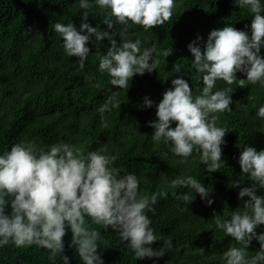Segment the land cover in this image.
Segmentation results:
<instances>
[{
	"label": "trees",
	"instance_id": "trees-1",
	"mask_svg": "<svg viewBox=\"0 0 264 264\" xmlns=\"http://www.w3.org/2000/svg\"><path fill=\"white\" fill-rule=\"evenodd\" d=\"M84 11L90 12L88 19L93 25L107 27L104 17L109 9L98 4L83 9L79 0H0V153L24 140L38 145L69 142L85 152L107 145L117 156L118 166L140 174L141 194L156 196L152 205L155 211H147L162 239L153 242V247L166 249L164 240L171 241L173 246L162 256L137 258L117 231L110 226L105 229L88 217L90 226L101 230L100 250L105 264H153L154 260L159 264H224L223 253L231 245L239 246V242L214 223V216L223 220L230 218L237 208L244 210L239 189L250 186L252 180L249 174L241 172L242 147L238 144L264 148V119L257 116L258 107L264 104V85L246 81L240 86L239 78H246L242 72L237 73L239 78L231 85L217 81V88L231 86L235 90L232 110L219 113V123L230 129L225 136L227 143L222 146L225 160L222 159L220 169L212 172L198 152L194 151L185 161L171 151L169 142L153 141L154 127L148 121L157 119V108L155 104L151 107L142 104L145 95L159 103L173 77L181 74L177 65L181 72H190L186 78L193 94H200L203 81L192 67L194 56L188 44L198 34L206 41L213 28L227 23L238 28L248 25L250 29L253 13L248 7L236 5L234 0H176L173 16L164 24L147 29L133 24L126 39L140 38L142 48L156 44L161 53L172 43L175 51L168 57L160 54L157 69L135 74L129 87L122 88L112 85L109 74L99 70L100 57L110 46L107 37L98 47L88 42L91 52L82 65L78 56L66 53L61 34L54 29L57 21L73 20L79 27ZM121 28L119 23L115 25V31ZM117 39H121L118 33ZM112 94L121 104L105 113L109 124L103 127L99 106ZM190 175L213 189L212 204L182 183ZM236 179L242 181L238 186L231 184ZM185 191L195 195L191 203L177 198ZM257 191L264 194V187ZM257 231H264V223ZM71 239L69 230L64 252L71 257V264H84L75 246L69 247ZM259 247L260 241L253 239L248 255H254ZM0 264H64V261L61 253L53 255L45 246H17L11 242L0 246Z\"/></svg>",
	"mask_w": 264,
	"mask_h": 264
},
{
	"label": "clouds",
	"instance_id": "clouds-1",
	"mask_svg": "<svg viewBox=\"0 0 264 264\" xmlns=\"http://www.w3.org/2000/svg\"><path fill=\"white\" fill-rule=\"evenodd\" d=\"M83 9L94 4L109 9L104 17L107 27L93 25L88 19L89 11L82 13L79 25L73 20L57 21L54 29L61 34L63 46L69 56L79 57L80 63L87 60L92 41L98 47L107 37L110 46L101 55L99 70L107 72L112 85L129 87L135 74L152 72L158 68L162 54L168 57L174 53L171 43L162 50L156 44L142 48V40L126 39L133 24L146 29L164 24L174 13L176 0H79ZM239 7L250 8L252 20L249 26L238 28L234 23L213 28L206 41L198 34L188 48L194 58L192 67L201 74L202 92L193 94V87L177 65V72L157 103L145 95L142 106L156 105L157 119L148 123L154 127L153 141L165 140L171 151L185 161L194 151L209 172L221 168L225 136L230 130L219 123V113L232 110L233 91L231 86L217 88V81L224 80L231 85L239 77V85L246 81L264 85V0H234ZM114 18V19H113ZM119 23L122 28L115 31ZM117 33L120 40L117 39ZM94 34V36H93ZM113 91V90H110ZM121 100L109 95L99 106L102 126L108 127L105 115ZM257 116L264 119V104L258 107ZM175 123V126L173 124ZM264 130V129H262ZM242 147L239 163L242 173L249 174L252 184L239 189L244 201V210L237 208L230 218L214 223L226 234H230L239 246L231 245L223 253L224 264H264V231H257L264 223V194L257 189L264 187V148L240 143ZM117 156L107 145L98 149L85 150L69 142L38 145L35 141L14 143L10 150L0 153V246L14 242L17 246L38 244L61 253L64 264H71V257L64 252L65 235L69 230L72 239L69 247L75 246L84 264H105L101 245L103 236L99 228L91 227L87 219L96 224L109 226L127 242L137 258L159 257L172 248L171 241H165L166 249L153 247V242L162 239L152 226L147 210L155 211L152 205L156 196L141 194V176L116 164ZM225 160V159H223ZM244 176L242 175L241 178ZM241 179L231 182L241 184ZM182 183L194 188L208 204L214 202L210 196L213 189L194 176H188ZM248 199H244L245 197ZM178 199L191 203L195 199L190 192H182ZM9 205L11 211H8ZM253 239L260 241L254 255H248ZM153 264H159L154 260Z\"/></svg>",
	"mask_w": 264,
	"mask_h": 264
}]
</instances>
